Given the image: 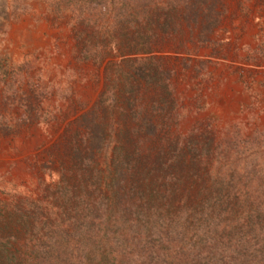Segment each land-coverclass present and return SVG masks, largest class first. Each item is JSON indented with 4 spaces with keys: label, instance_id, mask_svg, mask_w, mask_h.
<instances>
[{
    "label": "rangeland",
    "instance_id": "obj_1",
    "mask_svg": "<svg viewBox=\"0 0 264 264\" xmlns=\"http://www.w3.org/2000/svg\"><path fill=\"white\" fill-rule=\"evenodd\" d=\"M119 191L264 264V0H0V264L67 255Z\"/></svg>",
    "mask_w": 264,
    "mask_h": 264
},
{
    "label": "trees",
    "instance_id": "obj_2",
    "mask_svg": "<svg viewBox=\"0 0 264 264\" xmlns=\"http://www.w3.org/2000/svg\"><path fill=\"white\" fill-rule=\"evenodd\" d=\"M156 197L152 191H119L115 210H104L102 218H94V212L87 211L88 217L84 219L88 222L82 227V239L71 244L67 255L59 248L54 256L47 258L43 254L30 264L223 262L217 259L224 257V251L221 241L217 242L214 236L219 233V225L218 221L212 223L211 207L201 209L198 217L191 220L184 210L179 209L177 213L172 206L159 208ZM161 198L164 201V197ZM212 239L215 247H212Z\"/></svg>",
    "mask_w": 264,
    "mask_h": 264
}]
</instances>
